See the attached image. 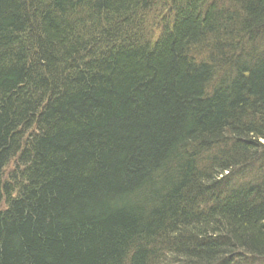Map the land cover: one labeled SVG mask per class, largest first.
I'll list each match as a JSON object with an SVG mask.
<instances>
[{
	"label": "trees",
	"instance_id": "trees-1",
	"mask_svg": "<svg viewBox=\"0 0 264 264\" xmlns=\"http://www.w3.org/2000/svg\"><path fill=\"white\" fill-rule=\"evenodd\" d=\"M0 264H264V0H0Z\"/></svg>",
	"mask_w": 264,
	"mask_h": 264
},
{
	"label": "bare ground",
	"instance_id": "bare-ground-1",
	"mask_svg": "<svg viewBox=\"0 0 264 264\" xmlns=\"http://www.w3.org/2000/svg\"><path fill=\"white\" fill-rule=\"evenodd\" d=\"M232 257H234L233 259H234V261H236V258H237V260H240L239 258L244 257V255L241 254V253H239V254H234ZM235 257H236V258H235Z\"/></svg>",
	"mask_w": 264,
	"mask_h": 264
},
{
	"label": "rangeland",
	"instance_id": "rangeland-1",
	"mask_svg": "<svg viewBox=\"0 0 264 264\" xmlns=\"http://www.w3.org/2000/svg\"><path fill=\"white\" fill-rule=\"evenodd\" d=\"M12 164H13V162L9 163V165L7 166V168H8V169H11V167L13 166ZM7 168H6V169H7ZM6 173H7V172L5 171V174H6Z\"/></svg>",
	"mask_w": 264,
	"mask_h": 264
}]
</instances>
